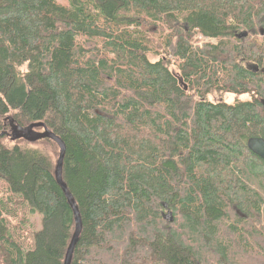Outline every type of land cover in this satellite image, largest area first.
Masks as SVG:
<instances>
[{"label": "trees", "instance_id": "obj_1", "mask_svg": "<svg viewBox=\"0 0 264 264\" xmlns=\"http://www.w3.org/2000/svg\"><path fill=\"white\" fill-rule=\"evenodd\" d=\"M263 69L264 0H0V264L74 231L57 144L9 120L64 144L69 264H264Z\"/></svg>", "mask_w": 264, "mask_h": 264}, {"label": "water", "instance_id": "obj_2", "mask_svg": "<svg viewBox=\"0 0 264 264\" xmlns=\"http://www.w3.org/2000/svg\"><path fill=\"white\" fill-rule=\"evenodd\" d=\"M236 36L238 38L242 36L244 37L246 36V32L244 31L240 32ZM255 69H257V67H255ZM177 80H178V83L183 86V90L185 91L187 89V86L185 83H183V79L180 76H177ZM39 125L40 124L38 123H34V124H29L27 126H20V125L14 124L11 120H9L10 132L5 133V134L8 135L11 140L25 139L28 141H33V140H39L42 138H49V139H52L59 148L58 157L55 163L54 175H55L57 183L60 185L61 189L65 193L67 200L74 214V231H73L71 240L69 242V245L67 247L65 258H64V263H63V264H69L72 251H73V247L76 244L77 239L81 232L82 224H81L77 205L74 199L68 193L67 188L65 187L62 181V162H63V156L65 152L64 144L60 140L59 137H57L55 134H53L52 132H50L49 130L45 128L41 131L35 130V127H38ZM2 135L3 133L0 134V136ZM246 145L251 152H253L258 157H260L262 160H264V138L250 137L248 138Z\"/></svg>", "mask_w": 264, "mask_h": 264}, {"label": "rangeland", "instance_id": "obj_3", "mask_svg": "<svg viewBox=\"0 0 264 264\" xmlns=\"http://www.w3.org/2000/svg\"><path fill=\"white\" fill-rule=\"evenodd\" d=\"M204 40L208 41L209 39L198 36V37H196L195 42L197 44L201 45L202 43H204ZM234 98H235V96L233 94H222V95H220L217 93H213L209 96V99L212 101H217V100L223 99L227 102H231ZM26 212L27 213H26L25 223L22 224V226L19 228L20 232H22L21 230H26L30 227L32 228V230L39 229L41 226V223H40L41 222V215L36 211L31 212L28 209H26ZM17 220H19V218Z\"/></svg>", "mask_w": 264, "mask_h": 264}, {"label": "bare ground", "instance_id": "obj_4", "mask_svg": "<svg viewBox=\"0 0 264 264\" xmlns=\"http://www.w3.org/2000/svg\"><path fill=\"white\" fill-rule=\"evenodd\" d=\"M248 44V43H247ZM246 45V43L244 42V46ZM247 46V45H246Z\"/></svg>", "mask_w": 264, "mask_h": 264}]
</instances>
